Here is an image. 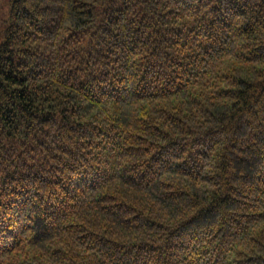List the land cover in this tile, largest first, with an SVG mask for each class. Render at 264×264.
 <instances>
[{
    "label": "trees",
    "instance_id": "obj_1",
    "mask_svg": "<svg viewBox=\"0 0 264 264\" xmlns=\"http://www.w3.org/2000/svg\"><path fill=\"white\" fill-rule=\"evenodd\" d=\"M0 264H264V0H11Z\"/></svg>",
    "mask_w": 264,
    "mask_h": 264
},
{
    "label": "rangeland",
    "instance_id": "obj_2",
    "mask_svg": "<svg viewBox=\"0 0 264 264\" xmlns=\"http://www.w3.org/2000/svg\"><path fill=\"white\" fill-rule=\"evenodd\" d=\"M11 0H0V19L4 14L8 13Z\"/></svg>",
    "mask_w": 264,
    "mask_h": 264
}]
</instances>
